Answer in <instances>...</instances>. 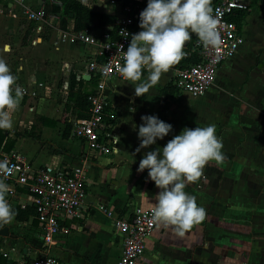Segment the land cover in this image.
<instances>
[{
  "label": "crops",
  "instance_id": "0c3cea01",
  "mask_svg": "<svg viewBox=\"0 0 264 264\" xmlns=\"http://www.w3.org/2000/svg\"><path fill=\"white\" fill-rule=\"evenodd\" d=\"M5 2L0 0V58L23 89L14 126L7 130L16 141L12 151H20L38 166L78 167L88 150L69 131L73 120L84 119L70 93L73 81L75 92L97 89L88 76L95 49L74 42L73 20L67 31L60 28L59 16L31 22L27 7H45L46 0ZM214 3L211 0V6ZM250 3L251 11L243 13L240 27L245 44L221 67L217 83L206 95L181 98L174 83L177 71L190 62L183 56L144 97L135 95L132 82L112 85L108 94L116 151L93 159L83 218L64 220L57 244L47 254L63 264H118L122 247L116 220L135 208L152 209L161 191L147 170L138 171L143 156L165 146L186 127L214 124L225 159L210 162L201 179L185 189L206 209L205 221L183 236L171 227L157 226L142 264H264V0ZM92 6L94 12L114 16L120 10L110 0H94ZM196 39L193 34L183 53ZM147 74L144 70L142 78ZM170 84L175 90L165 96L163 90ZM145 115L159 116L173 132L138 153V128L133 125L142 124ZM32 129L41 140L17 136ZM13 222L3 226L10 228L12 237H0V252H13L18 258L37 243L27 241L30 235Z\"/></svg>",
  "mask_w": 264,
  "mask_h": 264
},
{
  "label": "built area",
  "instance_id": "2783aa9c",
  "mask_svg": "<svg viewBox=\"0 0 264 264\" xmlns=\"http://www.w3.org/2000/svg\"><path fill=\"white\" fill-rule=\"evenodd\" d=\"M78 1L93 9L94 0ZM48 2L51 5H62L60 0ZM46 4L47 0L42 5ZM110 5L120 8L115 14L117 22L114 27L86 30L74 35V42L95 49L88 63V76L98 80L96 93L88 97L89 117L72 121V135L83 142L88 150L82 164L64 168L38 166L18 150L10 153L0 150V161H7L8 165L6 171H0V179L10 185L8 201L13 209H32L36 212V216L31 217L28 222L18 224L34 243L40 245L38 249H35L37 244L31 245L26 255L18 258L13 252L1 251L0 264H7L8 261L16 264H63L58 258L47 254V249L56 246L64 220L83 218L82 211L89 189L88 170L93 159L109 156L116 151L117 139L108 93L115 82H130L119 73L123 64L120 46L127 51L132 34L139 31L132 29L135 20L131 16L130 6L125 7L116 0H110ZM250 5V0H215L212 8L219 17L218 30L223 42L219 48H206L196 39L187 47L183 59L191 61L196 58L197 63L187 64L177 71L174 84L180 95L202 97L215 86L221 67L234 59L245 44L241 28L231 19L239 13L250 12ZM27 10L31 22L55 16L47 14L44 6L38 9L27 7ZM157 226L152 221L151 209L135 208L131 213L122 214L115 223L122 247L118 264H142L147 254L148 242Z\"/></svg>",
  "mask_w": 264,
  "mask_h": 264
},
{
  "label": "clouds",
  "instance_id": "9594fccd",
  "mask_svg": "<svg viewBox=\"0 0 264 264\" xmlns=\"http://www.w3.org/2000/svg\"><path fill=\"white\" fill-rule=\"evenodd\" d=\"M219 23L211 0H148L140 13L141 31L132 34L127 51L120 46L123 53L120 75L132 82L137 97H144L181 60L184 45L193 34L204 47L219 48L223 42ZM144 70L148 74L142 78ZM22 98L23 89L17 84V77L0 58V130L13 128L14 114ZM130 110L136 111L134 107ZM141 119L142 124L133 125L134 130L138 128V153L173 132V126L157 115ZM216 131L214 124L186 127L165 146H157L141 159L138 171L147 170L150 180L161 190L151 209L152 221L158 226L171 227L183 236L205 221L206 209L185 189L189 183L201 179L210 162L225 159L223 143ZM7 168V161H0V171ZM10 191V185L0 179V227L12 223L16 216L7 198Z\"/></svg>",
  "mask_w": 264,
  "mask_h": 264
},
{
  "label": "trees",
  "instance_id": "16d2710c",
  "mask_svg": "<svg viewBox=\"0 0 264 264\" xmlns=\"http://www.w3.org/2000/svg\"><path fill=\"white\" fill-rule=\"evenodd\" d=\"M62 5H51L46 4L45 9L47 14L49 15H55L59 16L60 18V28L64 31L68 30L69 21H74V31L76 33L86 31V30H93V29H106L110 27H114L117 22V18L114 15H108L105 13H97L94 12L92 9L87 7L86 5L82 4L78 0H60ZM120 3H122L125 7L130 6L131 7V16L135 20V26L132 28L135 32L141 31L139 28V22H140V13L147 7L148 0H145L143 2H136L134 0H116ZM258 0H254V2H257ZM244 15L243 13H239L235 17H233L231 20L238 24L239 27H242V18ZM34 27V25H33ZM30 35V32L28 33L27 37ZM26 41V40H25ZM191 44V43H190ZM183 61H181V64H183ZM188 62V61H184ZM197 63V59L193 58L189 64H195ZM90 83H94L96 86H98V80L96 78L91 79ZM82 86L87 85L88 82L86 81H80ZM76 88V82L73 81L72 91L70 93V99L73 100L76 104V108L78 109V116L79 118H88L89 117V108L90 104L88 102V97L90 95H93L96 93V90L88 91L80 89L78 92H75ZM175 88L172 84L167 86L163 90V94L165 96H169V92H173ZM71 126V125H70ZM72 127L69 128V131H71ZM11 133L7 130H0V150L4 146L5 152H12V150L15 147L16 141L12 139ZM18 137H27V138H33L35 140H41V135L37 134L34 129L31 131H28L24 134H18ZM16 212L15 221L17 223H24L28 222L31 217L36 216V212L32 209L29 210H21L19 208L14 209ZM27 241H29V237L26 238ZM32 241V240H31ZM7 264H16L12 261H8Z\"/></svg>",
  "mask_w": 264,
  "mask_h": 264
},
{
  "label": "water",
  "instance_id": "95a60500",
  "mask_svg": "<svg viewBox=\"0 0 264 264\" xmlns=\"http://www.w3.org/2000/svg\"><path fill=\"white\" fill-rule=\"evenodd\" d=\"M0 237L1 238H8V237H12V234L10 232V228L9 227H0Z\"/></svg>",
  "mask_w": 264,
  "mask_h": 264
},
{
  "label": "rangeland",
  "instance_id": "374dc122",
  "mask_svg": "<svg viewBox=\"0 0 264 264\" xmlns=\"http://www.w3.org/2000/svg\"><path fill=\"white\" fill-rule=\"evenodd\" d=\"M8 2L10 3L11 0H7V2H5V5H7ZM18 5H19V4H18ZM186 97H189V96H187V95H185V94H183V95L181 96L182 99H187ZM26 118H27V116H24V117H23L24 120H26ZM20 130H21V131H24L23 129H20ZM11 224H14V222L12 221ZM23 233H24L23 235H26L25 232H23ZM30 240H31V238L29 237V241H30Z\"/></svg>",
  "mask_w": 264,
  "mask_h": 264
}]
</instances>
